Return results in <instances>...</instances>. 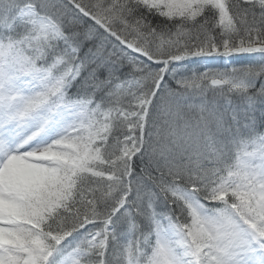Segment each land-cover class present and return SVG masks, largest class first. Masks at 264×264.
<instances>
[{
  "label": "snow or ice",
  "instance_id": "snow-or-ice-1",
  "mask_svg": "<svg viewBox=\"0 0 264 264\" xmlns=\"http://www.w3.org/2000/svg\"><path fill=\"white\" fill-rule=\"evenodd\" d=\"M0 264H264V0H0Z\"/></svg>",
  "mask_w": 264,
  "mask_h": 264
}]
</instances>
